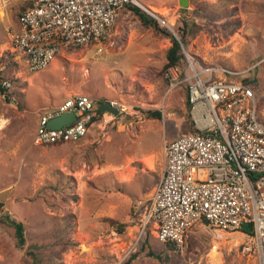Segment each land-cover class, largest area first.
Listing matches in <instances>:
<instances>
[{"label": "rangeland", "instance_id": "1", "mask_svg": "<svg viewBox=\"0 0 264 264\" xmlns=\"http://www.w3.org/2000/svg\"><path fill=\"white\" fill-rule=\"evenodd\" d=\"M140 1L172 32L189 22L190 54L256 79L264 117V0H189L188 7L180 0ZM27 2L13 0L9 17L16 21ZM2 15L0 66L12 86L0 95V214L24 222L27 241L19 246L15 228L0 222V264H33L27 252L34 245L42 246L43 264L241 261L230 235L202 226L191 230L183 251L154 235L137 240L134 203L150 196L160 181L163 141L192 130L186 88L168 93L164 65L170 38L127 9L103 50L70 48L47 68L30 71L24 56L16 62L7 50L13 23ZM77 93L111 100L124 110L118 116L102 113L78 141L36 143L39 114Z\"/></svg>", "mask_w": 264, "mask_h": 264}, {"label": "built area", "instance_id": "2", "mask_svg": "<svg viewBox=\"0 0 264 264\" xmlns=\"http://www.w3.org/2000/svg\"><path fill=\"white\" fill-rule=\"evenodd\" d=\"M12 1L0 0V15L7 16ZM29 2L8 29L7 50L16 62L24 56L30 71L47 68L70 48L103 50L120 14L132 11V6L144 8L140 0ZM183 51L184 65L166 70L168 93L186 88L194 131L163 141L165 166L160 181L150 196L134 203L140 216L137 240L150 230L160 242L183 251L191 230L202 226L236 241L242 260L228 264H264V118L255 88L245 82L247 71L201 61L184 46ZM2 69L0 85L9 89L12 83L2 76ZM98 102L77 93L44 108L35 130L36 143L82 139ZM118 107L124 110V105ZM65 112H75V121L51 128L50 120Z\"/></svg>", "mask_w": 264, "mask_h": 264}, {"label": "trees", "instance_id": "3", "mask_svg": "<svg viewBox=\"0 0 264 264\" xmlns=\"http://www.w3.org/2000/svg\"><path fill=\"white\" fill-rule=\"evenodd\" d=\"M30 2L26 3V6L29 5ZM26 6L21 7V9L23 10ZM131 10L134 11L142 20V22L145 25H149L152 26L156 29L157 32L162 33L163 35L167 36L168 38H170L172 45L171 47H169L168 51H167V61L164 65V68L167 70L169 67L171 66H183L184 62H185V53L183 51V46L187 49L188 48V41L186 39V35L188 33V31L190 30V26L188 25L189 22L188 21H184V26L177 29V33L179 34V39L174 35V33L172 31H170L167 27H163L159 24V21L157 18H155L154 16H152L150 13H148L147 11H145L144 9H142L141 7H131ZM8 79V78H6ZM9 80V79H8ZM245 82L250 84V85H254V86H258V81L254 78H246ZM0 91L2 93H7L8 89L7 88H3V86L0 85ZM187 97H188V105H189V110H190V101H189V95H188V91H187ZM94 116L93 119L91 121V125L90 128L92 127L93 124H95L96 122L99 121L102 112H99V110L94 111ZM152 116L154 117H158L161 118L162 117V113L161 111H152L151 112ZM190 115V113H189ZM262 116V115H261ZM190 117V116H189ZM263 117V116H262ZM264 118V117H263ZM190 120V125H191V129L190 131H194V126L192 124L191 119ZM55 144V143H52ZM0 222H3L5 224H8L10 226H13V228H15L16 231V237H17V243L19 246H24L26 244L27 238H26V225L24 222L22 221H18L16 219H14L9 213H3L0 214ZM119 226V225H118ZM123 229V227H121V230ZM145 235H150L152 236L150 230H148V232ZM158 240V239H157ZM159 241V240H158ZM162 243V242H161ZM167 244L168 246H170V244L168 243H164ZM144 247V245H143ZM42 248V246L40 245H34L33 249H29L28 250V254L31 256L33 264H43V258H41L38 250ZM150 254L155 256V257H159L158 255H156L153 251H150ZM136 256V254H133L130 258H128L127 262H131L134 257Z\"/></svg>", "mask_w": 264, "mask_h": 264}, {"label": "water", "instance_id": "4", "mask_svg": "<svg viewBox=\"0 0 264 264\" xmlns=\"http://www.w3.org/2000/svg\"><path fill=\"white\" fill-rule=\"evenodd\" d=\"M180 3L183 7H188L189 0H180ZM174 35L179 39L177 33L173 31ZM95 109L99 110L102 113H111L115 116H118L121 113V109L111 100H106L102 102H98L95 105ZM76 114L75 112H65L64 114L57 116L50 120L49 126L51 128H61L65 125H68L75 121Z\"/></svg>", "mask_w": 264, "mask_h": 264}, {"label": "crops", "instance_id": "5", "mask_svg": "<svg viewBox=\"0 0 264 264\" xmlns=\"http://www.w3.org/2000/svg\"><path fill=\"white\" fill-rule=\"evenodd\" d=\"M2 17V16H1ZM6 17H9V15L7 14V16ZM3 18V17H2ZM3 19H5V18H3ZM6 19H9V21L11 22V20H12V22L11 23H13L12 25H14V24H16L17 23V19H16V21L15 20H13L11 17H9V18H6ZM175 139V138H174ZM165 140H166V138H165ZM164 140V141H165ZM168 140V139H167ZM170 140H172V139H170ZM163 150H164V146H163ZM164 154V166H165V153H163ZM163 171H164V167H163ZM162 174H163V172H162ZM159 183V182H158ZM158 183H157V185H158ZM152 194V193H151Z\"/></svg>", "mask_w": 264, "mask_h": 264}, {"label": "bare ground", "instance_id": "6", "mask_svg": "<svg viewBox=\"0 0 264 264\" xmlns=\"http://www.w3.org/2000/svg\"><path fill=\"white\" fill-rule=\"evenodd\" d=\"M143 5V4H142ZM146 8H148L149 9V7L147 6V5H144ZM188 49V48H187ZM189 50V49H188ZM115 103V102H114Z\"/></svg>", "mask_w": 264, "mask_h": 264}]
</instances>
